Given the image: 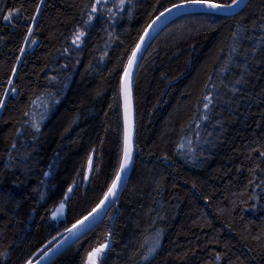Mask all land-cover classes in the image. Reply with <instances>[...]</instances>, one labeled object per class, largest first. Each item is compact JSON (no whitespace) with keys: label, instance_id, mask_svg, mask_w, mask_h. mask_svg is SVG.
<instances>
[{"label":"trees","instance_id":"16d2710c","mask_svg":"<svg viewBox=\"0 0 264 264\" xmlns=\"http://www.w3.org/2000/svg\"><path fill=\"white\" fill-rule=\"evenodd\" d=\"M179 1L133 0L131 17L125 8L114 24L101 17L87 26L85 5L94 0H44L34 25L22 17L34 15L39 0H0V92L9 87L13 68L17 89L0 109V252L9 253L0 264H23L102 197L121 148L122 68L148 21ZM21 5L15 26L3 21ZM246 5L231 16L177 18L154 38L134 77L128 181L105 218L50 264H81L109 231L103 264H264V173L250 171L258 156L251 150L264 148V52L255 54V63L247 54L245 82L235 85L236 93L228 90L244 71L237 66L244 64V50L255 43L241 41L229 62L232 33L239 27L247 29L242 35L258 36L252 22L264 16V0ZM29 26L36 43L21 53ZM77 26L87 32L79 48L71 44ZM51 76L58 80L50 83ZM42 92L55 93L59 103L50 105L36 133L24 121L43 111L30 104ZM208 92L217 98L210 119L197 127ZM90 153L98 170L84 185ZM73 180L63 216L52 220L51 210ZM157 230L159 247L143 261L141 244Z\"/></svg>","mask_w":264,"mask_h":264},{"label":"snow or ice","instance_id":"6c2138e0","mask_svg":"<svg viewBox=\"0 0 264 264\" xmlns=\"http://www.w3.org/2000/svg\"><path fill=\"white\" fill-rule=\"evenodd\" d=\"M110 0H94L93 3L90 5H85V8H89L90 10L87 12V19L83 21L84 25L91 26L93 21L97 20L98 18H105L106 20L112 21L114 24L118 18H123L122 13H124L125 8H127V14L129 17L132 16L133 9L136 7L133 0H112V6L111 8L108 7ZM242 3V0H231V3H219L216 2V0H180V3H174L170 7L164 8L162 12L159 13V15L155 16L154 19H152L148 24L145 25L143 29V34L139 38V42L135 45V47L132 50L131 55L128 58L127 66L124 70V76L121 81V92L124 96L125 100V120H124V136H123V145L122 148H120V154L118 156L117 160V167L115 169L114 175L111 178L110 184L107 186V190L103 192L102 197L99 199V202L91 209L90 212L87 213L86 216H83L82 218L76 220L75 223L72 224L71 227L64 228V233H57V236H63V238L55 245V247H49L47 252L44 253V257H48L51 253L52 255H55L60 251V249L66 245L69 241H73L76 239H79V237L84 234L85 230H91V227L94 226V224H89V220L96 221L101 215H106V209L111 207L112 204L116 202L117 198V191L121 186V182L123 180V174L127 171L130 164L132 163L133 159V121H132V85H131V75L132 70L136 66L137 58L142 50V47L145 43L146 37H148L150 30H155L154 26L158 24L162 20V18L166 17V14H172L173 10H176L177 12L183 10L186 13H192L197 9H203L205 10L202 14L205 16H217V15H232L236 14V9L240 7ZM44 5V0H39V3L35 6V12L34 15L27 17H22V8L23 6L19 8L11 9L7 12V14L2 15L3 21L12 24L15 26L14 21L18 22L17 18H23L25 22L31 21L34 25L37 17L41 13V6ZM247 5H245L246 7ZM0 12H2V9H0ZM252 29L253 32L258 31V36H251V35H242V33H246L247 29H241L238 27L237 31H234L232 33V41L233 45L231 46V50L228 56V61H232V53H236L238 51V47L241 46V41L243 40H254L255 43L252 45L250 49H245L243 55L245 56V61L243 65H237L238 67H243L244 71L241 73L240 77L235 80L233 85L228 89L229 91L236 93L239 91V89L235 86L238 84H241L244 81V76L248 74V69L250 67L248 63L247 54L251 52L253 54V63H255V54L258 52H264V16H261L259 18V21L254 20L252 22ZM33 34V27L29 26L27 28V35L24 37L25 42L27 43L28 37ZM87 32L85 30H82L80 27H76L74 33L71 36V44L75 46L76 48H79L81 44L84 42V38L86 37ZM32 43L35 44V39L32 40ZM24 49H21V53H23ZM65 52L68 51L67 48L64 49ZM63 67H67V65H64ZM228 65L227 63L224 65V67L221 68V71H227ZM16 75V69H12V76L9 77L7 80V84L10 87H5L2 92H0V109H3L6 106L7 99L10 96V94H15L17 89L15 86H13V79ZM50 83L56 82L58 78L56 76H51L48 78ZM211 76L209 77V80H211ZM225 87H228V85H225ZM205 88H207V85H205ZM215 88V86H213ZM217 97H214L212 92H208V94L204 95L202 97L203 101V109L204 111L200 114L198 118L197 127H199L200 121H208L210 119L209 113L211 112L210 106L214 105V101ZM59 103V100L56 98V94L52 92H42L40 95L36 96L35 99L30 101V104L35 106L37 109H42L43 111L37 112L33 111L31 113V119L25 120V124H29L32 129L35 130L36 133L40 130V122H42L48 113L49 107L52 104ZM25 116H28L29 113H24ZM38 116V119H37ZM219 123V121H217ZM67 131V129H66ZM20 134V129H17V135ZM199 133H197V136ZM33 139H35V136H33ZM187 139V138H185ZM189 146L191 145V141H188ZM12 148L16 147V144L13 143L11 145ZM178 147L183 148L184 144L181 143ZM93 153L95 152V149L92 150ZM252 152L258 153V156H256L254 159L257 161L255 168L251 169L250 171L252 173H255L257 170H259L261 173H264V168L261 167V162H264V148L257 147L251 150ZM11 153H9V159H11ZM249 159H253V157L250 155L248 157ZM51 165L49 168L51 169ZM84 166L82 165V168ZM86 168L87 172L83 174V181L89 180V174L93 170L96 169V166L94 164L93 160V154L90 153L87 156L86 160ZM78 175H81V173H77ZM43 175L45 177H48L50 175V172H44ZM255 179V176L253 177ZM43 183V182H42ZM249 183H252V181H249ZM264 184V181L261 182ZM77 186V182L73 180L71 184L68 185L67 190L63 193V198L60 199L57 206H55L51 210V219L52 220H59L63 214L64 210L66 208V201L69 200V194L73 193L75 188ZM261 185H256V187H260ZM44 193H41V199H44ZM253 207H255L253 205ZM160 235L161 230H157L155 235L151 238L145 237L144 243L141 244V247L146 248V252L141 256V259L143 261L149 260V257H151L159 247L160 244ZM111 237L112 232L109 231L105 234H102L97 239V243L95 247H92L90 251H87L86 254L82 257L81 264H103L105 254L110 248L111 244ZM56 240V236L52 237V241ZM52 241H49V244H52ZM9 253L7 250L0 252V259H6L8 257ZM42 257L41 259H44ZM221 259L219 254H216V260L219 261ZM25 264H33V261L31 259L27 260ZM36 264H40L39 261L36 262ZM50 264V260H49Z\"/></svg>","mask_w":264,"mask_h":264},{"label":"water","instance_id":"95a60500","mask_svg":"<svg viewBox=\"0 0 264 264\" xmlns=\"http://www.w3.org/2000/svg\"><path fill=\"white\" fill-rule=\"evenodd\" d=\"M249 0H242V3L240 5L239 8L236 9V13H238L241 9L244 8V6L247 4ZM176 3H180L179 2H176ZM231 3V2H230ZM174 4V3H173ZM172 5V4H171ZM171 5L167 6V7H170ZM166 8V7H165ZM164 9H162L161 11H159L157 14H155L149 21L148 23L155 18V16L159 15L160 12H162ZM205 10L203 9H197L195 10L194 12L192 13H186L184 12L183 10L177 12L176 10H173V13L172 14H166V17L165 18H162V20L160 22H158V24L156 26H154L155 30H150L149 32V35L148 37H146L145 39V43L142 47V50L140 51L139 55H138V58H137V62H136V66L133 68L132 70V75H131V85H132V121H133V125H134V129H133V147H134V140H135V112H134V100H133V84H134V77H135V73H136V70H137V67L139 65V62L143 56V54L145 53V51L147 50L148 46L151 44V42L154 40V38L168 25L170 24L172 21L176 20L177 18H180V17H183V16H186V15H194V14H202ZM234 15V14H232ZM217 16H224V15H217ZM227 16H231V15H227ZM147 23V24H148ZM144 29V28H143ZM143 34V30L141 31L135 45L139 42V38L140 36ZM135 45L133 46V48L135 47ZM132 48V50H133ZM132 50L130 51L125 63H124V66L122 68V71H121V74H120V77H119V107H120V115H121V148H122V145H123V136H124V120H125V100H124V96L121 92V81H122V78L124 76V70H125V67L127 66V63H128V58L129 56L131 55L132 53ZM133 163H134V151H133V159H132V163L130 164L129 168L127 169V171L123 174V180L121 182V186L120 188L118 189L117 191V198H116V201L118 200L123 188L125 187L127 181H128V178H129V175L131 173V170H132V167H133ZM87 172V168H85V173ZM91 173L89 174V177H90ZM85 184L87 183V181H84ZM111 182V181H110ZM110 184V183H109ZM107 190V188H106ZM105 190V191H106ZM99 202V201H98ZM97 202V203H98ZM96 203V204H97ZM116 203V202H115ZM114 203V204H115ZM95 204V205H96ZM112 204L111 207L114 205ZM95 205L93 207H95ZM92 207V208H93ZM111 207L107 208L106 209V212L108 213V211L111 209ZM91 208V209H92ZM91 209L89 211H87L84 215H82L80 218H82L83 216H86L88 212L91 211ZM107 215V214H106ZM106 215H101V217H99L96 221H92L91 219L89 220V224H94L93 227H91V229H93L97 224H99L104 218ZM78 218V219H80ZM77 219V220H78ZM76 220L73 222L75 223ZM72 223V224H73ZM72 224H70L68 227H71ZM90 230H85L84 234H86L87 232H89ZM61 234L64 233V230H62L60 232ZM82 234L79 239L84 235ZM56 236V240L55 241H52V238L49 239L46 243H44L31 257H29L27 260L31 259L33 261V264H36L37 261L40 262V264H49V260L50 262L55 259L60 253H62L64 250H66L69 246H71L73 243H75L77 240L79 239H76L73 241H69L66 245H64L60 251L58 253H56L55 255H52L51 253L49 254L48 257H44V253L47 252L48 248L49 247H55V245L63 238V236ZM54 237V236H53ZM49 241H52V244H49ZM42 257H44V259H41ZM26 260V261H27ZM25 261V262H26ZM25 262L23 264H25Z\"/></svg>","mask_w":264,"mask_h":264},{"label":"rangeland","instance_id":"374dc122","mask_svg":"<svg viewBox=\"0 0 264 264\" xmlns=\"http://www.w3.org/2000/svg\"><path fill=\"white\" fill-rule=\"evenodd\" d=\"M110 2H112V0H110ZM30 44H32L31 42H30V36L28 37V41H27V43L26 42H24V45H23V49H25L26 47H28ZM10 87V86H9ZM93 154V153H92ZM93 160H94V158H93ZM94 164H95V161H94ZM85 168H86V165H85ZM85 168H84V174H85ZM93 172V171H92ZM91 172V173H92ZM91 176V175H90ZM84 185H86L85 184V182H84Z\"/></svg>","mask_w":264,"mask_h":264}]
</instances>
